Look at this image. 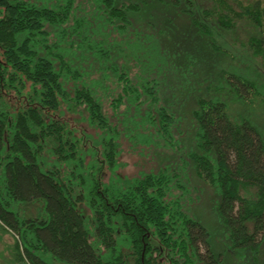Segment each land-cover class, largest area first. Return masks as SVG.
<instances>
[{
    "label": "trees",
    "instance_id": "1",
    "mask_svg": "<svg viewBox=\"0 0 264 264\" xmlns=\"http://www.w3.org/2000/svg\"><path fill=\"white\" fill-rule=\"evenodd\" d=\"M97 1L107 21L122 31L131 24L130 13L140 9L137 2ZM213 2L202 17L185 9L211 47L225 51L219 30H235L246 20L257 30L249 48L264 58V0ZM74 3L0 0V224L16 236L19 259L23 264H220L209 230L173 198L176 174L167 168L124 174L121 132L104 112L97 82L85 78L64 53L53 59L48 27L66 24ZM97 51L110 58L102 45ZM115 73L122 91L111 101L113 110L123 98L139 108L143 95L158 105L156 80L136 84L128 71ZM70 77L76 82L72 87ZM222 78L239 100L253 103L260 94L244 73L223 70ZM158 111L159 131L172 139L175 117L163 106ZM193 115L196 149L189 156L196 173L220 192L218 211L232 248L257 256L264 240V135L248 118L233 121L227 102L218 97H199ZM146 118L154 119L151 113ZM144 122H134L136 130ZM139 135L148 139L145 130ZM40 200L45 205L36 216L14 208Z\"/></svg>",
    "mask_w": 264,
    "mask_h": 264
},
{
    "label": "rangeland",
    "instance_id": "2",
    "mask_svg": "<svg viewBox=\"0 0 264 264\" xmlns=\"http://www.w3.org/2000/svg\"><path fill=\"white\" fill-rule=\"evenodd\" d=\"M30 1L55 6L63 0ZM165 1L117 0L119 4L137 2L140 6L130 13L131 24L122 31L107 21L97 0H75L70 20L60 27H48L53 59L56 52L64 53L85 78L97 82L104 112L121 132L120 161L124 174L132 177L167 168L176 174L173 198H180L184 210L209 230L215 255H222L220 264H264V240L257 256L251 249L238 255L232 248L229 230L218 211L220 192L197 175L189 156L196 149L197 123L193 111L201 96L223 99L233 121L248 118L264 135V58L252 54L249 48V39L257 30L246 20L239 21L235 30H219L218 44L225 51H216L185 11L192 7L194 14L202 17L201 11L212 7L213 0H180L178 6ZM100 45L108 50L109 59L97 51ZM42 49L47 53L46 48ZM120 70L128 71L136 84L144 79L156 80L158 105L151 104L143 95L139 108L123 98L119 108L113 110L111 101L122 91L115 73ZM223 70L244 73L257 83L260 94L253 98V103L239 100L229 92L222 78ZM75 83L73 78L69 79V87ZM159 106L175 117L172 139L159 131ZM148 113L154 119L146 118ZM138 121H145L144 127L139 124L140 131L134 124ZM142 130L148 133L147 140L140 137ZM91 131L95 133V128ZM249 194L254 195L253 190ZM44 205L40 200L18 203L14 208L23 216H36ZM249 226L252 229L251 223ZM16 241V236L0 224V264H23Z\"/></svg>",
    "mask_w": 264,
    "mask_h": 264
}]
</instances>
